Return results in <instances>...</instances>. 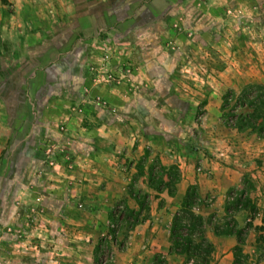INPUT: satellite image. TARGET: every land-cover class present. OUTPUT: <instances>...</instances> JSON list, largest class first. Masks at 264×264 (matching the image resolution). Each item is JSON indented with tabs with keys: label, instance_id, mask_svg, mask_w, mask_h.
I'll use <instances>...</instances> for the list:
<instances>
[{
	"label": "rangeland",
	"instance_id": "obj_1",
	"mask_svg": "<svg viewBox=\"0 0 264 264\" xmlns=\"http://www.w3.org/2000/svg\"><path fill=\"white\" fill-rule=\"evenodd\" d=\"M50 1L0 0V264H113L115 243L119 246L125 242L133 220L145 219L151 202L147 200L143 187L137 184L138 188H129V194L141 195L139 207H133L135 204L131 201L130 204H121L122 207L114 205L112 208L111 204L108 208L107 205V211L103 206L100 209V204L94 202L97 198L96 194L93 195V188L85 186V182L91 183L88 175L94 173L77 165L75 173L61 172L58 175L55 162L59 158L55 156L62 157L65 163L69 161V155H65L66 151L60 145L52 148L59 142L55 137L47 140L42 138L40 130L34 132L37 116L45 119L46 116L69 114L59 98L50 95L57 91H43L42 74L38 73L43 69L42 64L52 59L53 42L50 40L53 35L64 34L65 28L59 27L57 20L66 21L69 15L70 6L53 5ZM135 1L105 0L104 3L99 0L102 4L99 24L104 25L96 34L95 31H86L85 34L120 33L118 26H110L111 13H117L123 20V33L127 36L112 44H98L96 49L106 53L131 52L138 48L135 43H130L138 34L127 31L128 25L131 20L144 25L147 39L139 43V51H160L161 54L165 51V55L173 59L171 66L175 74L170 76L171 82L187 90L177 89L189 100L183 107L185 116L180 118L179 124L194 127L206 122V97L216 84L223 86V115L228 127L233 126L239 114L247 113V109L240 107L241 101L252 105L264 102V0H155L160 4L158 7H153L155 1H151L144 9L141 2L132 12ZM170 1L173 6L165 18L169 20L168 25L147 20L149 16L164 19L159 11ZM212 20H216L214 24ZM105 60L98 55V63H94L93 85L84 88L86 97L93 99L92 103L83 98L81 102L85 106L78 107L77 112L85 115L87 111L92 114L118 113L127 120L124 129L128 132L138 129L126 118L139 113L146 119V125L143 126L142 122L139 125L143 130L151 124L147 117L160 116L164 113V106L141 104L135 108L123 106L122 110L111 107L103 95L105 89L119 88L125 100L136 95L137 87L133 92L130 89L136 60L129 56L116 59L119 65L116 68H113L114 55ZM249 63L256 66L253 69L258 71L257 74H249ZM229 66L233 69L223 74ZM141 78L146 76L141 74ZM161 79L169 80L165 76ZM73 87L75 89V84ZM109 93L114 94V91ZM192 103L198 106L194 107ZM87 104L93 106L89 108ZM250 113L248 111L247 115ZM44 128L43 131L51 134L57 132L55 128L64 131L63 122L58 127L54 124ZM247 131L255 133L251 129ZM146 151L142 159L149 157ZM123 160L124 164H129L128 157ZM151 165L149 177L161 181L162 172H153L161 163ZM249 189L248 185L244 191H233L230 195L236 200L246 195L245 191ZM84 193L94 197H90L89 202L82 197L70 198V201L65 198L67 194L83 196ZM232 206L233 202L229 207ZM215 215V229L220 231L227 230V225L235 220L226 217L219 228L218 215ZM244 229H248L247 225ZM257 241L261 250L254 259L264 262V240L258 237ZM183 258L188 264L201 261L200 258ZM251 259L252 256L244 254L241 264H255ZM158 262L163 264L162 259Z\"/></svg>",
	"mask_w": 264,
	"mask_h": 264
},
{
	"label": "crops",
	"instance_id": "obj_2",
	"mask_svg": "<svg viewBox=\"0 0 264 264\" xmlns=\"http://www.w3.org/2000/svg\"><path fill=\"white\" fill-rule=\"evenodd\" d=\"M151 1L155 0H136L131 11L134 12L141 2L144 3V9H147ZM102 2L105 3V0ZM51 3L70 6L67 10L69 15L66 21L57 20L58 26L65 28L62 29L64 34L53 35L50 40L53 42L52 59L43 63V69L38 73L42 74L43 91L51 89L57 91L56 94L50 95L59 98V101L68 108L69 114L46 116L45 119L37 116L34 132L40 130L42 138L47 140H52L48 139L49 137L53 139L55 137L59 142H56V145L51 141L52 148L60 145L63 147L62 150L66 151L65 155H69V161L65 163L62 162V157L55 156L59 158L55 162L58 175L61 172L68 175L75 173L77 165L94 173L88 175L91 183L85 182V186L93 188V195L96 194L97 198L94 202L100 204L98 205L100 209L103 206L107 211V205L108 208L111 204L112 208L114 205L122 207L121 204H130L131 201L135 204L133 207H139L141 195L129 194V188H138L137 184L143 187L147 200L151 202L146 218L129 231L125 242L119 246L115 243L113 264H158L159 259L163 260V264H188L184 262L183 255L171 252L173 218L180 211L188 188L191 186L197 188L200 204L196 212L206 219L216 213L220 226L222 220L229 217L227 214L231 212L229 206L235 201L230 193L244 191L248 185L250 189L246 190L245 194L255 206V212L243 208L236 213L234 219L239 229H244L249 222L252 223L250 229L245 230L244 243L241 247L245 255L252 256L251 260L255 264H264L260 259H254L261 250L257 238L264 240V137L249 131L241 132L226 125L223 115V86L218 84L212 86L206 97L205 123L194 127L179 124L180 118L185 116L183 107H186L189 100L178 93L177 89L185 92L187 90L171 82L170 76L175 74L171 66L173 59L167 57L165 51H162V54L160 51L142 53L139 51V43L147 39L144 25L139 22L133 23L131 20L127 28L132 34L135 31L138 34L136 39L132 37L130 41L138 46L136 51L106 53L107 51L97 50V45L112 44L127 36L123 33V20L117 13H111L113 19L110 26H118L120 33L95 35L104 25L99 24L98 14L102 6L99 0H51ZM159 5L157 1L153 3V7ZM172 6V1L161 6L159 15L165 16L164 19H153L149 16L147 20L162 21L161 23L168 25L166 13ZM198 18L200 19V16ZM212 21L214 24L216 20ZM86 31L89 33L95 31V34L86 36ZM98 55L104 61L106 57L111 59L114 55L113 68L119 66L117 60L120 58L125 59L129 56L131 60H136L135 67L132 68L133 83L130 88L133 92L134 87H137L136 95L133 94L125 100L119 88L105 89L103 95L111 107H120L122 110L123 106L135 108L141 104L152 107L163 105L164 113L158 117H147L151 124L145 126L143 130H140L139 125L141 122L143 126L146 125L145 118H141L139 113L127 116L126 119H130L132 124L135 123L138 129L131 132L124 129L125 119L118 113L92 114L87 111L86 115L79 114L78 107L85 106L81 100L86 98L88 103H92L93 100L86 97L84 88L86 86L91 88L93 85V71L96 69L94 63H98ZM249 62L251 63L250 60ZM253 68L256 66L250 64L249 74H257L258 71ZM232 69L231 66L227 67L223 74ZM141 74L146 78H141ZM56 75H59L57 81ZM155 75L159 78L154 77ZM162 76L168 77L169 80L161 79ZM73 84L76 86L75 89ZM111 91H114V94H110ZM192 104L194 107L198 106L196 103ZM87 105L89 108L93 106ZM171 113L172 115H169ZM62 122L64 131H58L56 128L54 130L57 132L51 129L54 134L43 131L45 126L55 124L58 127ZM145 151L149 157L142 159ZM124 157H128L129 164H124ZM153 162L161 163L158 168L153 169L155 174L162 172L161 181L149 177L151 171L149 167ZM172 169L178 173L177 181L173 183L176 187L174 195H170L167 189L159 191L155 188L158 185L160 187L171 185L169 176ZM251 182L252 185L249 184ZM82 195L67 194L65 198L70 201L82 197L84 201L89 202L90 197H94L91 194ZM215 225L217 224L212 223L206 232L207 238L213 243V251L206 264H235L234 252L239 246L237 236L227 233L217 235L216 231L220 230L215 229ZM219 228H222V225Z\"/></svg>",
	"mask_w": 264,
	"mask_h": 264
},
{
	"label": "trees",
	"instance_id": "obj_3",
	"mask_svg": "<svg viewBox=\"0 0 264 264\" xmlns=\"http://www.w3.org/2000/svg\"><path fill=\"white\" fill-rule=\"evenodd\" d=\"M262 97V96H261ZM240 107L242 109H247L252 115H247V113L242 112L234 120L232 124L234 128L239 131H246L251 129V132L257 133L260 137H264V102H259V104L240 102ZM177 171L172 169L170 174L171 185H165L160 187L158 185L155 187L157 190L161 191L167 189L170 195H174L176 192L173 188V183L177 181ZM198 191L195 186L188 188L187 194L182 201L180 211L175 214L171 229V252L186 256L189 260L193 258H200L199 264H206L208 258L213 251V245L209 241L206 235V228L212 226L213 221L217 217L212 214L211 218H204L201 214L196 212V208L199 206ZM231 212L227 213L229 217H234L238 211L241 209H249L251 212H255V206L246 195H242L239 199L233 202V206L229 207ZM142 220L136 218L131 224V229L136 225L141 223ZM235 224V227H233ZM226 231H216L217 235L227 233L230 235H235L238 238L239 246L235 248V264H241V258L243 257V249L241 245L244 243L245 229H239L238 223L233 220L228 225ZM252 223L247 224V228L250 229Z\"/></svg>",
	"mask_w": 264,
	"mask_h": 264
}]
</instances>
